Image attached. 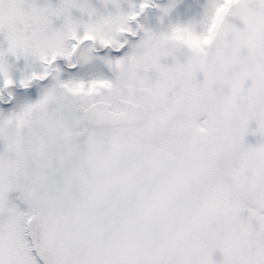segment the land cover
<instances>
[{
  "label": "snow or ice",
  "instance_id": "snow-or-ice-1",
  "mask_svg": "<svg viewBox=\"0 0 264 264\" xmlns=\"http://www.w3.org/2000/svg\"><path fill=\"white\" fill-rule=\"evenodd\" d=\"M103 4L0 0V264H264V0Z\"/></svg>",
  "mask_w": 264,
  "mask_h": 264
},
{
  "label": "rangeland",
  "instance_id": "rangeland-1",
  "mask_svg": "<svg viewBox=\"0 0 264 264\" xmlns=\"http://www.w3.org/2000/svg\"><path fill=\"white\" fill-rule=\"evenodd\" d=\"M44 1L45 0H37V3L43 5ZM139 2L140 0H132V3L138 4ZM206 5L207 0H165L160 3L159 6H171V10L167 16L162 17L158 8L155 10H147L139 19V23L151 30L159 27L160 31L167 30L170 25L195 23L197 30H199L197 21L194 19H197L198 16H204ZM2 40L3 38L0 37V41ZM4 46L6 47V44ZM10 63L14 64L12 71L13 77H17L19 75V70L24 67L25 61L23 59L12 61L10 58Z\"/></svg>",
  "mask_w": 264,
  "mask_h": 264
},
{
  "label": "flooded vegetation",
  "instance_id": "flooded-vegetation-1",
  "mask_svg": "<svg viewBox=\"0 0 264 264\" xmlns=\"http://www.w3.org/2000/svg\"><path fill=\"white\" fill-rule=\"evenodd\" d=\"M163 1L165 0H153V3L156 4V5H159L160 3H162ZM132 2V0H131ZM45 3H51L53 5L59 3V0H45L44 1V4ZM88 3L93 6L94 8H96L97 10L99 11H104V4H103V0H88ZM128 3H129V0H120V6L121 8L124 10V11H128ZM157 9L156 7H149L147 9H145L144 13L147 11V10H155ZM108 10L109 11H112V8L111 6H108ZM143 13V14H144ZM76 14V13H74ZM138 18V23H139V19L142 17V15ZM204 19V16H198L197 19H194L197 21V25L199 26V29L201 27V22L203 21ZM154 32H159L160 31V28H156L153 30ZM240 31H244L243 28L240 29ZM200 102L198 99H189V98H179L177 100V103L180 107L184 108V109H187V108H190L192 107L194 104ZM254 127V126H253ZM214 259L218 260L220 259V254L217 252V253H214V256H213Z\"/></svg>",
  "mask_w": 264,
  "mask_h": 264
},
{
  "label": "water",
  "instance_id": "water-1",
  "mask_svg": "<svg viewBox=\"0 0 264 264\" xmlns=\"http://www.w3.org/2000/svg\"><path fill=\"white\" fill-rule=\"evenodd\" d=\"M259 140H260V138L258 136L248 135L245 137L246 143L253 144V145L258 143Z\"/></svg>",
  "mask_w": 264,
  "mask_h": 264
}]
</instances>
